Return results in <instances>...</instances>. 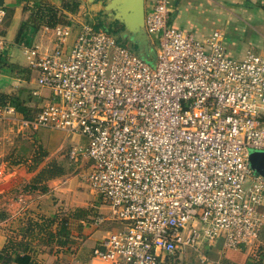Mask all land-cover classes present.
<instances>
[{
    "label": "built area",
    "instance_id": "built-area-1",
    "mask_svg": "<svg viewBox=\"0 0 264 264\" xmlns=\"http://www.w3.org/2000/svg\"><path fill=\"white\" fill-rule=\"evenodd\" d=\"M175 0L145 15L151 67L132 48L88 23L44 27L26 48L45 102L31 117L0 108V133L40 129L87 140L71 158L91 163L88 181L121 228L93 250L103 264H194L202 246L258 257L264 177L250 163L264 151V54L228 55L224 35L200 39L170 24ZM7 9L0 5V54ZM0 164V176H3Z\"/></svg>",
    "mask_w": 264,
    "mask_h": 264
},
{
    "label": "crops",
    "instance_id": "crops-1",
    "mask_svg": "<svg viewBox=\"0 0 264 264\" xmlns=\"http://www.w3.org/2000/svg\"><path fill=\"white\" fill-rule=\"evenodd\" d=\"M154 2L155 0H146V8L148 9ZM0 5L4 6L8 13L3 31L8 43L6 50L0 54V60L8 59L10 63L31 71L26 48L47 42L44 37V27L37 31L27 32V42H19L17 39L22 24L29 19L28 8L33 6L34 2L31 0H0ZM170 24L180 30L191 32L200 39L211 36L215 31H221L228 55L236 59H243L248 52L264 54V0H175ZM19 49L23 50L25 61L22 60ZM16 76L17 78L13 79L16 80L14 87H23L31 81V79L28 81L22 76ZM11 91L6 84L0 82V92L10 94ZM48 94L49 91L45 90L41 97L32 95L28 100L25 99V105L29 107L30 104H44ZM23 110L24 107L21 112ZM56 132L40 129L37 132L22 134L24 138L18 137L15 144L9 138L8 132L0 133L1 164L7 167L11 162L6 177L0 178V264H19L3 254L9 242H15L19 246L26 243L29 248L27 253L35 264H103L93 257V250L115 228L121 227L112 216L111 207L103 205L110 213L107 219L114 223L111 222L101 229L98 228L99 225L91 228L92 224L89 223V219L94 214L91 216L92 211L80 206L78 208L88 211V217L72 223L68 246L62 248L56 244L45 245L39 236L29 238L23 235L31 220L40 221L42 218L55 215L69 216L77 209L66 210L64 208L66 203L58 200L61 199V193L64 191L60 183L66 176L65 170H63L64 174L52 179L37 180L40 172L49 165L48 161L52 157L59 159L56 153L70 142L69 135ZM21 141H28L34 146L33 154L31 150L24 152L27 155L32 154L33 161L30 166L20 161L14 163L17 158L16 152L23 154L21 147L24 144H21ZM41 145L48 149L49 154L44 159L46 161L43 160L36 165L34 160L38 157L37 152ZM27 158L30 157L27 156ZM100 210L103 213L105 211L104 208ZM262 212L264 213V202ZM259 249L264 251V227L259 238ZM201 250L208 257V261L204 264H261L259 257H252L243 250L228 249L222 240L211 246H202ZM184 261L202 264L200 256L196 253L189 254Z\"/></svg>",
    "mask_w": 264,
    "mask_h": 264
},
{
    "label": "rangeland",
    "instance_id": "rangeland-1",
    "mask_svg": "<svg viewBox=\"0 0 264 264\" xmlns=\"http://www.w3.org/2000/svg\"><path fill=\"white\" fill-rule=\"evenodd\" d=\"M48 1L54 4L55 6H59L62 3V0H48ZM105 4H106L105 0H81L80 11L78 12V14L75 15V17L71 16V18L75 20L74 23H78V24L88 23L89 25H91V24H97L98 22H104L106 25L112 26L114 30L121 29L122 27H120V23L114 19L115 13L106 11L104 9ZM117 38L118 39L120 38L124 42L126 41L131 48L134 47L135 51L138 52L136 45L132 44L130 37L127 36V33L125 31L118 32ZM19 54L22 60L25 61L26 57L23 56V50L19 49ZM146 62L151 67H156L157 65V61L153 63L151 60H146ZM7 64H12V63H10L8 59L0 60V66H1L0 82H3V84H6L7 87L12 90L10 94L12 95L21 94V98L28 100V98L30 97L29 95H32L31 94L32 90L34 88H39L36 82L37 73L32 71V74L30 75L31 81L29 80L30 82H27V84L23 85V87H14L13 84L16 80L13 79H16L17 76H14L13 74L10 73ZM42 105L43 103L34 104V105L30 104L29 107L31 108V110H39V108H41ZM2 132H8L10 136L9 138L13 140L14 144H15V140L19 139L18 137L24 138L22 136V133L19 134L17 132V128L15 125L6 124L3 127ZM70 138L73 140L71 141L70 139L68 145L67 146L65 145L63 149H60V151L56 153V156H59V159L58 158L53 159L54 157H52L50 161H48L49 164H52V162L59 164L63 168V170H65L64 172L66 173V176L63 177V180L60 183L64 191L61 193L62 195L61 199L58 200H62L63 203H66L64 207L66 210L71 211L82 206L88 208L90 212L91 211L94 212V213L91 212V216L92 214H94V216L89 219L90 221L89 223L92 224L91 228L94 227L96 228V226L99 225L98 228L101 229L102 227L108 226V224H110L113 221L107 219L109 217L108 214L110 213L108 211V208L106 209L105 207H103V205L108 206V204L103 200H101L100 198H98L99 196H97L95 193L92 192L91 187L89 185L88 174L91 169V163L88 159L83 158L81 156L78 157V161L71 158L72 156L71 152L73 151V149L76 147H84L87 144V140L80 136H70ZM21 142H22L21 144H24V146L21 147L22 148L21 151L23 152V154L22 153L18 154L16 152L17 154L16 156L18 159L15 158L14 163H16V161H20V163H28L30 166L33 161L32 154L33 151L35 150L34 146L28 143V141H21ZM29 150L32 151V154L27 155L26 153H24ZM38 151L40 152L41 155H43L44 152H47V154H49L48 149L46 147H43V145L39 147ZM27 156L30 158H27ZM0 164H1V160H0ZM10 167H11V162L8 164L7 167L3 166L4 174L3 176H0V178L6 177V175L8 174L7 171ZM101 208H104L105 210L104 213L102 212V210H100ZM74 227L77 228V226H73V228ZM120 228L121 227L119 226V228H115L113 231H117Z\"/></svg>",
    "mask_w": 264,
    "mask_h": 264
},
{
    "label": "trees",
    "instance_id": "trees-1",
    "mask_svg": "<svg viewBox=\"0 0 264 264\" xmlns=\"http://www.w3.org/2000/svg\"><path fill=\"white\" fill-rule=\"evenodd\" d=\"M31 1L34 2V5L28 8L30 13L29 19L21 26L17 39L19 42H27V32L29 31H37L41 27L55 28L59 25L73 24L71 16L78 14L81 9V0H62V3L59 6H55L48 0ZM91 25L96 30L102 29L115 37H117L118 32L125 31L124 27L114 30L112 26L106 25L104 22H98L97 24ZM118 41L123 46L131 48L126 41L124 42L120 38ZM132 49H134V47ZM7 67H9L10 73L14 76L19 75L28 81L30 80L32 70L30 71L24 69L16 64H7ZM25 104L26 100L21 98V94L12 95L0 92V108L15 106L18 108L19 112H21L22 107H24L23 112L19 113V115L23 117H31L39 111L31 110V108ZM39 151L37 152L38 157L34 160L36 165H39L48 155L47 152H44L43 155H41ZM62 174H64L63 168L59 164L52 162V164H49L40 172L37 180L47 178L52 179ZM87 215L88 211L86 209L77 208L69 216L55 215L52 217L42 218L40 221L31 220L26 226V230L24 231L25 234L23 232L22 233L24 236H28L29 238L39 236L41 242H44L45 245L56 244L57 246L63 248L68 246L70 242L72 223L87 219ZM26 245L27 244L25 243V245L22 244L19 246V244H16L15 242H9L3 250V254L6 257L11 258L13 262H17L19 264H35L32 257L27 253L29 248ZM258 257L259 262L264 264V251H260Z\"/></svg>",
    "mask_w": 264,
    "mask_h": 264
},
{
    "label": "water",
    "instance_id": "water-1",
    "mask_svg": "<svg viewBox=\"0 0 264 264\" xmlns=\"http://www.w3.org/2000/svg\"><path fill=\"white\" fill-rule=\"evenodd\" d=\"M104 9L114 12V19L125 28L127 36L132 44L136 45L139 54L145 60L157 61V53L149 45V39L145 32L146 0H105ZM250 163L256 173L264 177V151L252 150Z\"/></svg>",
    "mask_w": 264,
    "mask_h": 264
},
{
    "label": "flooded vegetation",
    "instance_id": "flooded-vegetation-1",
    "mask_svg": "<svg viewBox=\"0 0 264 264\" xmlns=\"http://www.w3.org/2000/svg\"><path fill=\"white\" fill-rule=\"evenodd\" d=\"M118 27V26H117ZM119 28V27H118Z\"/></svg>",
    "mask_w": 264,
    "mask_h": 264
}]
</instances>
